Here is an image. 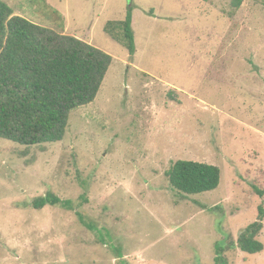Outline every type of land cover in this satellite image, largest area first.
<instances>
[{
  "label": "rangeland",
  "instance_id": "obj_1",
  "mask_svg": "<svg viewBox=\"0 0 264 264\" xmlns=\"http://www.w3.org/2000/svg\"><path fill=\"white\" fill-rule=\"evenodd\" d=\"M4 1L111 61L61 140L0 138V264H120L115 247L129 264H216V245L264 264V217L263 250L236 245L264 209V0ZM129 6L134 55L103 30ZM178 159L218 166L219 185L176 191ZM49 192L74 209L26 206Z\"/></svg>",
  "mask_w": 264,
  "mask_h": 264
},
{
  "label": "trees",
  "instance_id": "obj_2",
  "mask_svg": "<svg viewBox=\"0 0 264 264\" xmlns=\"http://www.w3.org/2000/svg\"><path fill=\"white\" fill-rule=\"evenodd\" d=\"M241 2L232 0L231 6L238 9ZM132 9L127 8L124 19L107 20L103 26L130 55L136 51ZM110 61L105 51L16 15L0 0V138L26 146L61 140L70 112L94 100ZM166 175L173 189L188 195L213 190L220 182L218 166L194 160L173 161ZM56 204L74 209L71 199L50 192L26 206L40 209ZM77 214L87 225L82 214ZM263 217L264 209L259 206L257 219L238 232L236 245L240 250L250 254L263 250L257 237ZM216 249L215 263L226 264L220 257L222 248L216 245ZM115 251L117 262L129 264L120 248L115 247Z\"/></svg>",
  "mask_w": 264,
  "mask_h": 264
}]
</instances>
